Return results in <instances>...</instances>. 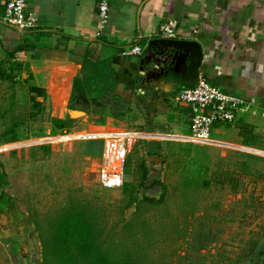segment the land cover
I'll return each mask as SVG.
<instances>
[{
  "label": "rangeland",
  "instance_id": "obj_1",
  "mask_svg": "<svg viewBox=\"0 0 264 264\" xmlns=\"http://www.w3.org/2000/svg\"><path fill=\"white\" fill-rule=\"evenodd\" d=\"M27 84L20 78L0 80V141L16 140L0 143V171L6 177L1 191L15 205L14 215L0 212V264H41L39 235L48 231L53 217L76 203L94 215L105 247L140 253L138 264H264V176L259 177L264 151L242 147L235 130L218 127L207 145L159 143L165 164L144 163L146 179L138 184L139 163L147 160L142 141L149 136L128 133L137 132L134 111L126 113L125 105L110 99L89 108V97L76 95L71 106L86 116L68 113L69 127L55 130L48 113L37 114ZM111 115L116 129L105 127ZM258 135L264 149V128ZM62 136L40 144V138ZM117 136L126 141L123 183H133L138 199L163 196L160 204L122 209L119 189L97 183L103 141ZM239 163L246 165L247 175L236 170ZM233 171L239 184L235 193L228 184H219L224 173ZM182 176L192 182L183 185ZM202 179L206 188L197 184ZM193 210V217H185L184 211Z\"/></svg>",
  "mask_w": 264,
  "mask_h": 264
},
{
  "label": "crops",
  "instance_id": "obj_2",
  "mask_svg": "<svg viewBox=\"0 0 264 264\" xmlns=\"http://www.w3.org/2000/svg\"><path fill=\"white\" fill-rule=\"evenodd\" d=\"M98 1L28 0L26 9L36 15V27L30 31H18L0 21L3 79L27 81L28 95L41 103L50 118L61 120L70 111L86 114L80 108L68 109L77 79L75 96H88L89 108L110 99L125 105L126 113L134 111L139 116L137 132L129 134L147 135L144 140L155 143L162 140L158 145L183 142L177 138L189 131L191 111L176 97L188 54L166 44L193 42L200 51L196 74L221 92L253 99L256 104L240 110L234 123L216 125L211 134L218 127L235 130L237 120L260 134L264 128V0H103L108 8L103 26L96 14ZM2 5L0 0V18ZM167 20L176 23L173 40L156 36L158 26ZM133 44L140 47V55L122 57L121 50ZM82 68H99L104 77L109 72L111 88L103 95L86 88ZM111 117L115 118L109 116L105 127L115 122Z\"/></svg>",
  "mask_w": 264,
  "mask_h": 264
},
{
  "label": "trees",
  "instance_id": "obj_3",
  "mask_svg": "<svg viewBox=\"0 0 264 264\" xmlns=\"http://www.w3.org/2000/svg\"><path fill=\"white\" fill-rule=\"evenodd\" d=\"M92 64L88 63L90 67H92ZM85 70L86 77H84L85 80L83 81V84L86 88H92V91L97 95H103L108 91V88H111L113 81L109 72L106 74L108 77H104L99 68L88 70L82 68V72H85ZM3 75L4 74L0 71V80L4 78ZM5 77L8 78V76ZM77 85V79H74L72 92L69 97L70 101L75 97ZM41 97L43 98V96ZM32 105L36 107L37 114L42 111L40 102L33 99ZM68 109L74 110L70 105L68 106ZM30 117L33 119L34 115H30ZM69 121V119H48L50 126L53 129L60 131L66 130L69 127ZM234 129L236 130V136L239 138V144L241 146L257 149L262 148L258 143L259 136L253 133L250 125L241 120H237L234 124ZM64 137L40 138V144L61 141ZM11 140L15 139L12 138ZM143 143L145 145L144 154L147 159L145 161L151 165H164L165 156L160 146L151 140H144ZM42 148L45 149V147ZM245 156L259 161L262 160L259 157L252 155ZM145 161L139 163L141 174L138 184H142L146 179L147 169L143 167ZM126 166L127 161L124 162L123 171ZM236 170L240 171L242 174H248L244 163H239ZM234 172L235 171L230 174L224 173L226 174V179H224V181H219V184H228L232 193H235L236 187L239 185ZM261 174L262 175L259 176L260 179L264 176V171ZM5 178V173L0 171V212L14 215V202L7 194L1 191L6 183ZM181 180H183V185L185 186L192 182L191 179L186 176H182ZM196 181H199L197 184L203 188H206L208 185L205 179ZM152 184L159 185L164 189V187H162L163 185H160L157 181H153ZM134 188L135 187L131 182L122 183L119 189L122 200V209H128L130 207L136 209L143 202L153 203L154 205L162 202L163 196L156 200L145 196L138 199ZM184 212L185 217L188 218L193 217L195 213L194 210ZM48 226V231H45L44 235H39L38 239L41 247V264H138L140 261L141 255L138 252L129 251L126 248L114 252V250L105 247L99 237L100 233L98 232L94 215L87 206H83L80 203L68 205L66 209L51 219V223L48 224Z\"/></svg>",
  "mask_w": 264,
  "mask_h": 264
},
{
  "label": "built area",
  "instance_id": "obj_4",
  "mask_svg": "<svg viewBox=\"0 0 264 264\" xmlns=\"http://www.w3.org/2000/svg\"><path fill=\"white\" fill-rule=\"evenodd\" d=\"M28 0H3V13L0 21L18 31H30L36 27V15L26 9ZM96 14L100 26L106 22L107 4L100 0L96 4ZM176 23L167 20L161 23L156 36L163 40L176 38ZM141 49L136 44L124 47L122 57H136ZM176 101L189 108V134L183 137V142L193 145H207L212 129L216 125L234 123L236 114L242 109H253L256 104L253 99H243L239 96L226 94L207 83L201 74H196L192 88L181 89ZM126 141L124 136L104 139L96 169L97 183L104 189H120L123 179Z\"/></svg>",
  "mask_w": 264,
  "mask_h": 264
},
{
  "label": "water",
  "instance_id": "obj_5",
  "mask_svg": "<svg viewBox=\"0 0 264 264\" xmlns=\"http://www.w3.org/2000/svg\"><path fill=\"white\" fill-rule=\"evenodd\" d=\"M167 47H171L177 51H182L187 53V65L185 68V72L182 76H180L177 86L182 89L192 88L195 79H196V70L200 58V51L198 46L193 42L186 43H175V44H166ZM83 113L80 111H70L69 116L75 117L76 115H82Z\"/></svg>",
  "mask_w": 264,
  "mask_h": 264
},
{
  "label": "bare ground",
  "instance_id": "obj_6",
  "mask_svg": "<svg viewBox=\"0 0 264 264\" xmlns=\"http://www.w3.org/2000/svg\"><path fill=\"white\" fill-rule=\"evenodd\" d=\"M77 116V115H76Z\"/></svg>",
  "mask_w": 264,
  "mask_h": 264
}]
</instances>
